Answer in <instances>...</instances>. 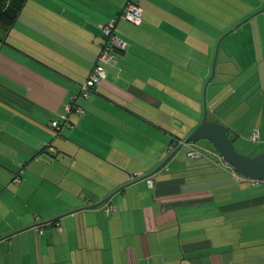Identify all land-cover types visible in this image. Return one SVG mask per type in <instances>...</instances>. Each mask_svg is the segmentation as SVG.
Masks as SVG:
<instances>
[{
    "label": "crops",
    "instance_id": "obj_1",
    "mask_svg": "<svg viewBox=\"0 0 264 264\" xmlns=\"http://www.w3.org/2000/svg\"><path fill=\"white\" fill-rule=\"evenodd\" d=\"M125 2L26 0L10 27L0 23V264H264V181L238 176L205 144H185L200 156L174 154L152 187L129 183L200 122L214 74L208 117L232 142L244 130L214 109L221 86L258 76L242 113L247 138L258 128L264 144V10L233 28L264 0H140V25L118 17ZM111 17L127 48L77 100L80 114L70 98ZM123 185L107 201L113 214L107 202L79 209Z\"/></svg>",
    "mask_w": 264,
    "mask_h": 264
},
{
    "label": "water",
    "instance_id": "obj_2",
    "mask_svg": "<svg viewBox=\"0 0 264 264\" xmlns=\"http://www.w3.org/2000/svg\"><path fill=\"white\" fill-rule=\"evenodd\" d=\"M262 10H264V6H262L260 9L256 10L254 13L250 14L246 18L240 20L237 24H235V26H233V28H236L244 20L248 19L252 15L257 14L258 12ZM225 34L226 33H224L217 42L214 60L212 64V71L206 81L205 88L209 80L213 76L219 43ZM205 88H204V94H205ZM200 139H206L207 141H209L214 151L220 156V158L226 164L230 165L237 174L242 175L248 179L264 180V149H262L260 152H258L255 155H248V154H244L238 151L236 147L234 146L232 140L229 138L228 127L223 123L211 120L207 117V106L204 102L203 113H202L200 122L184 138V140L176 148H174L149 174L140 176L132 180L129 183L139 181L141 179L148 177L149 175L156 173L157 171H159L162 167L166 165L168 159L172 157L174 154H176L183 147V145L188 144L190 142L198 141ZM126 185L120 186L117 190H115L114 192H111L102 201L81 207L79 209L95 208L99 206L100 204H102L103 202H107L108 200H110V198L113 196V194L116 191L122 189ZM59 217L60 216H57L54 219H57Z\"/></svg>",
    "mask_w": 264,
    "mask_h": 264
},
{
    "label": "built area",
    "instance_id": "obj_3",
    "mask_svg": "<svg viewBox=\"0 0 264 264\" xmlns=\"http://www.w3.org/2000/svg\"><path fill=\"white\" fill-rule=\"evenodd\" d=\"M143 8L140 4V0H126L120 14L118 17L123 18L134 25H140L142 23ZM116 22L117 17H111L107 21L100 23V28L103 36V42L101 43L100 50L96 56L95 62L83 80L80 86V90L78 94H72L70 98V103L68 108L70 110H75L78 113H83L84 109L80 104H78L77 100L80 98L82 100L88 101L92 95V91L94 87L99 84L102 79L106 76V66L112 65L115 57L116 51H125L127 48V43L116 33ZM52 127L59 129V123L57 120H52L50 122ZM70 126V124H68ZM72 126V125H71ZM260 137V131L258 128H253L249 139L252 142H258ZM200 152L191 147L187 151V155L191 157L200 156ZM222 162L226 164L223 160ZM234 170V169H233ZM234 173H236L234 171ZM237 174V173H236ZM238 176H242L237 174ZM244 177V176H243ZM255 184H259L264 180H254L251 179ZM17 183L19 181L18 176H15L12 180ZM147 185L152 187L153 180L149 177H146ZM105 215H111L114 213V207L111 203L107 202L103 207ZM211 264V263H208Z\"/></svg>",
    "mask_w": 264,
    "mask_h": 264
},
{
    "label": "rangeland",
    "instance_id": "obj_4",
    "mask_svg": "<svg viewBox=\"0 0 264 264\" xmlns=\"http://www.w3.org/2000/svg\"><path fill=\"white\" fill-rule=\"evenodd\" d=\"M232 40L235 41V39H232ZM221 54H223L222 51H220V56H221ZM217 60H218V57H217ZM216 67H217V64H216L215 68ZM247 67L248 66H246V69H247ZM207 73H209V71H207ZM210 73H211V71H210ZM210 73H209V75H210ZM247 75H248L247 72L245 75L243 73V75H241V80H246ZM254 76H255V78H253ZM225 77H228V81L226 82V84L223 82L224 84H222L221 90L223 89V91H224L223 94H226V96H224V98L221 99V101L216 106H214V109L218 113H220L222 115V117L224 119H226L228 122H230L232 120V118H236V124L235 125L239 126L240 129H243L244 132L242 131L243 132L242 136H239V137L237 136L235 138L233 137L234 146L241 153L248 154V155H255L258 152H260L262 149H264V144H260L259 142H256V143L252 142L249 138H247L248 136H246V135H247L248 127L246 125L250 122V118H249L248 114H244L242 112L247 107L246 102H243V100L248 99V98H246L248 92H250V90H253V88L257 89L256 87H254L255 83H256L254 80L257 79L258 76L257 75H253V76L250 75L248 78V84H246L247 85L246 87H242L241 85H237L240 80H237L238 76H236L235 74H233V76L229 75V76H225ZM217 79H218V77L217 76L215 77V74H214L212 81L208 85L207 97H205V102L206 101L208 102L210 100L209 97H210L211 92L214 88V82ZM229 80L230 81L233 80L232 84L229 83ZM191 82H192V88H193V85H195V87L196 86L200 87V85L202 87H204V84H202L201 82L200 83H198V81H191ZM242 83L241 84L244 85L245 81H242ZM235 91H237V93ZM192 92H193V90H192ZM203 94H204V92H203ZM199 117H201V113L198 114L197 119H199ZM195 142L201 146H202V144H205V150L206 149L207 150H214L212 145L210 144V142H208L206 139H200V140L195 141ZM191 143L193 144V142H190V144ZM200 151L205 154L204 150H200ZM178 152L182 156L183 160L185 162H188L187 145H183V147ZM214 153H215V151H214ZM1 253L2 254H1L0 260L2 262H5L7 259L5 252H1Z\"/></svg>",
    "mask_w": 264,
    "mask_h": 264
},
{
    "label": "trees",
    "instance_id": "obj_5",
    "mask_svg": "<svg viewBox=\"0 0 264 264\" xmlns=\"http://www.w3.org/2000/svg\"><path fill=\"white\" fill-rule=\"evenodd\" d=\"M25 1L26 0H0V23L4 24L6 27H10L16 19Z\"/></svg>",
    "mask_w": 264,
    "mask_h": 264
}]
</instances>
